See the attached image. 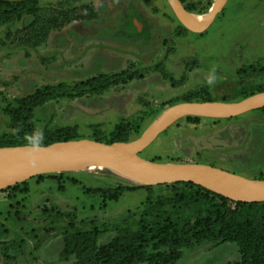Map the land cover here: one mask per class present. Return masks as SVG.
I'll return each mask as SVG.
<instances>
[{
  "label": "rangeland",
  "instance_id": "obj_1",
  "mask_svg": "<svg viewBox=\"0 0 264 264\" xmlns=\"http://www.w3.org/2000/svg\"><path fill=\"white\" fill-rule=\"evenodd\" d=\"M180 1L192 8L188 13L208 15L217 0ZM38 7L42 31L29 32L28 14L0 26V138L12 135L7 110L20 99L99 76L137 75L103 93L48 102L34 113L36 128L50 134L70 129L81 140L108 144L125 125L126 136L137 140L178 104H234L264 90V75H238L264 66V0H227L200 34L180 23L167 0H38ZM200 118L198 125L176 121L138 156L264 179L262 112ZM136 186L142 188L131 191ZM181 189L135 184L105 170L17 183L0 191V264H79L76 255L66 257L69 235L98 232L100 246L121 229L162 223L179 208L157 206ZM240 258L235 244L207 241L183 249L177 264H235Z\"/></svg>",
  "mask_w": 264,
  "mask_h": 264
},
{
  "label": "trees",
  "instance_id": "obj_2",
  "mask_svg": "<svg viewBox=\"0 0 264 264\" xmlns=\"http://www.w3.org/2000/svg\"><path fill=\"white\" fill-rule=\"evenodd\" d=\"M186 11L193 10L187 7ZM39 12L38 0H0V26L21 20L28 14L33 17L28 28L34 35L42 31V23H45ZM238 75L244 78L264 75V66L245 67L238 71ZM136 76L123 72L113 77L99 76L74 87L58 85L37 90L20 99L15 108L7 110L12 135H2L0 148L49 146L81 140L70 129L59 130L54 134L39 131L33 121L35 111L56 99H80L89 93H103ZM260 93H264V90L248 97ZM259 111L264 114V109ZM200 120V117L186 118V121L194 125H198ZM115 131L108 144L135 140L126 136L125 125L117 126ZM169 186L184 189L175 194L176 197L164 199L157 209L163 203H175L179 208L178 212L166 214L167 218L159 224L145 225L143 222L138 231L121 229L110 242L100 246L96 245L98 232L71 234L65 240L66 257L76 255L80 260L79 264H177L183 257V249L193 243L208 241L235 244L241 256L235 264H264V203H236L192 183ZM141 188L136 186L131 191ZM150 247L155 251L153 254L148 253Z\"/></svg>",
  "mask_w": 264,
  "mask_h": 264
},
{
  "label": "water",
  "instance_id": "obj_3",
  "mask_svg": "<svg viewBox=\"0 0 264 264\" xmlns=\"http://www.w3.org/2000/svg\"><path fill=\"white\" fill-rule=\"evenodd\" d=\"M26 1V0H7ZM180 23L190 32H205L223 11L227 0H219L208 14L207 22L197 27L187 20V11L180 0H167ZM258 94L239 103H183L168 109L149 131L135 141L105 144L91 140H73L49 146L0 148V165L35 160L75 159L98 166L105 171L147 186L192 183L236 203H264V180H249L226 171L193 164H163L146 161L138 155L176 121L187 117H237L264 109V98ZM208 113V114H205ZM218 115V116H217ZM22 175L0 180V191L21 181Z\"/></svg>",
  "mask_w": 264,
  "mask_h": 264
},
{
  "label": "bare ground",
  "instance_id": "obj_4",
  "mask_svg": "<svg viewBox=\"0 0 264 264\" xmlns=\"http://www.w3.org/2000/svg\"><path fill=\"white\" fill-rule=\"evenodd\" d=\"M216 2L218 4L219 0ZM186 17L190 24L201 27L207 22L209 16L187 13ZM259 98H264V94ZM151 127L146 131H149ZM104 170L93 164L75 159L35 160L28 165L23 162L0 165V180L11 178L17 174L22 175L21 181H27L33 177L46 174L94 173L104 172Z\"/></svg>",
  "mask_w": 264,
  "mask_h": 264
},
{
  "label": "clouds",
  "instance_id": "obj_5",
  "mask_svg": "<svg viewBox=\"0 0 264 264\" xmlns=\"http://www.w3.org/2000/svg\"><path fill=\"white\" fill-rule=\"evenodd\" d=\"M211 82V81H210Z\"/></svg>",
  "mask_w": 264,
  "mask_h": 264
}]
</instances>
